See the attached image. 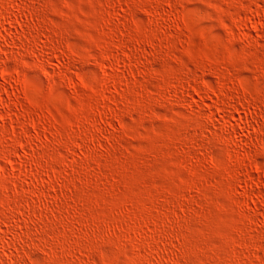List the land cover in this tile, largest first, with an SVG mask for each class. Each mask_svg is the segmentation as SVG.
Wrapping results in <instances>:
<instances>
[{"label": "rangeland", "instance_id": "obj_1", "mask_svg": "<svg viewBox=\"0 0 264 264\" xmlns=\"http://www.w3.org/2000/svg\"><path fill=\"white\" fill-rule=\"evenodd\" d=\"M0 19V264H264V0Z\"/></svg>", "mask_w": 264, "mask_h": 264}, {"label": "bare ground", "instance_id": "obj_2", "mask_svg": "<svg viewBox=\"0 0 264 264\" xmlns=\"http://www.w3.org/2000/svg\"><path fill=\"white\" fill-rule=\"evenodd\" d=\"M251 17H252V16H251ZM261 17H262V16H261ZM252 18H253V17H252ZM9 19H10V18H9ZM253 19H255V18H253ZM253 19H252V20H253ZM0 20H1V19H0ZM248 20L252 21L251 19H248ZM14 21H15V19H14ZM255 21H256V20H255ZM259 21H260V20H259ZM248 22H249V21H248ZM253 22H254V21H253ZM253 22H251V23H253ZM256 23H257V22H256ZM256 23H255L254 25L251 24V26H252V25L255 26ZM262 23H263V22H262ZM262 23H261V24H262ZM257 24H258V23H257ZM258 25H259V24H258ZM258 27H259V26H258ZM251 28H252V27H251ZM254 29H257V25H256V27H255ZM257 30H258V29H257ZM30 36H31V35H29V38H30ZM52 45H53V43H52ZM52 48H53V46H52ZM52 50H53V49H52ZM109 50H110V49H109ZM109 54H110V53H109ZM113 54H114V53H113ZM113 54H110V55L112 56ZM114 55H115V54H114ZM7 56H8V55H7ZM111 56H110V57H111ZM112 57H113V56H112ZM114 59H115V57H114ZM12 69H13V68H12ZM7 71L10 72V70H7ZM12 71H14V69H13ZM9 72H7V74H10V73H11V72H10V73H9ZM14 72H15V71H14ZM14 72H13V73H14ZM13 73H11V74H13ZM131 73L133 74L132 71H131ZM179 85H180V84H179ZM179 85H178V86H179ZM183 86H185V85H183ZM197 86H198V85H197ZM0 87H1V86H0ZM185 87H186V86H185ZM185 87H184V89H185ZM6 88H7V87H6ZM175 88H176V89H179V88H181V85H180V87H177V86H176ZM197 88H198V87H197ZM184 89H183V90H184ZM199 89H200V87H199ZM181 90H182V88H181ZM181 90H180V91H181ZM201 90H202V91L198 90L199 92H201V94L197 92V89L195 90V92L198 93L197 95L200 94V95L202 96V92H204V89H201ZM178 92H179V91H178ZM185 92H186V91H185ZM212 93H214V92H212ZM220 93H221V92H219V94H220ZM204 94H205V93H204ZM219 94H218V95H219ZM218 95H217V97L219 98L220 95H219V96H218ZM206 96H208V95L205 94V97H206ZM203 97H204V96H202V98H203ZM216 99H217V98H216ZM217 100H218V99H217ZM219 100H220V99H219ZM9 102H10V101H9ZM212 102H213V101H212ZM217 102H218V101H217ZM218 103H219V102H218ZM218 103H217V105H218ZM8 104H9V103H8ZM212 104H213V103L209 104L208 106H211ZM21 105H22V104H21ZM214 105L216 106V104H214ZM11 106H12V105H11ZM212 106H213V105H212ZM212 106H211V107H212ZM215 106H213L214 109H217V108H215ZM218 106H219V105H218ZM218 106H217V107H218ZM213 107L210 108V109L214 110ZM222 108H225V107H222ZM231 109H232V108H231ZM231 109H230V111L233 112V109H234V108H233L232 110H231ZM24 110H29V109H24ZM217 110H218V109H217ZM234 110H235V109H234ZM237 110H238V108H237ZM215 111H216V110H215ZM215 111H214V112H215ZM230 111H229V112H230ZM26 112H27V111H26ZM210 112H211V110H210ZM117 113H118V112H117ZM230 113H231V112H230ZM250 113H251V112H250ZM254 113H255V112H254ZM25 114H26V113H25ZM28 114H29V112H28ZM28 114H26L27 117H28ZM30 114H31V113H30ZM231 114H232V113H231ZM31 115H32V114H31ZM31 115H29V116L31 117ZM116 115H117V114H116ZM210 115H212V114L210 113ZM233 115H234V114H233ZM249 115H250V117L253 116V115H251V114H249ZM249 115H248V117H249ZM248 117H246V118H247V123L249 122V120H252V119H248ZM244 118H245V117H244ZM257 119H258V118H257ZM107 120H108V119H107ZM31 121H32V120H31ZM33 121H34V120H33ZM238 121H239V119H238ZM244 121H245V120H244ZM241 122H242V120H241ZM32 123H34V122H32ZM33 125H35V124H33ZM252 127H253V126H252ZM254 128H255V127H254ZM13 200H14V199H13ZM6 201H7L8 204L10 203L11 205L14 203V202L11 203L12 201L10 202V198H9L8 200H6ZM6 201H5V202H6ZM79 242H80V241H79ZM57 244H58V242H57ZM77 244H78V243H77ZM60 246H61V245H60ZM86 246H88V245H86ZM63 247H64V246H63ZM77 247H80L79 244H78ZM61 249H62V247H61ZM84 249H85V248H84ZM87 249H88V247H87ZM89 249H90V248H89ZM50 254H51V253H50Z\"/></svg>", "mask_w": 264, "mask_h": 264}]
</instances>
